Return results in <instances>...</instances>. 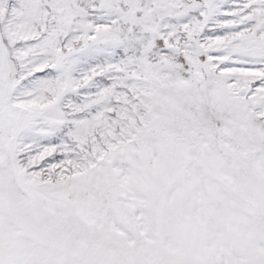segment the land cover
<instances>
[{"label": "snow or ice", "instance_id": "snow-or-ice-1", "mask_svg": "<svg viewBox=\"0 0 264 264\" xmlns=\"http://www.w3.org/2000/svg\"><path fill=\"white\" fill-rule=\"evenodd\" d=\"M0 264H264V0H0Z\"/></svg>", "mask_w": 264, "mask_h": 264}]
</instances>
